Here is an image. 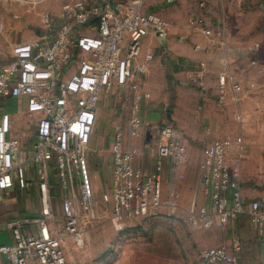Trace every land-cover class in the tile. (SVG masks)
I'll return each instance as SVG.
<instances>
[{
    "label": "built area",
    "instance_id": "built-area-1",
    "mask_svg": "<svg viewBox=\"0 0 264 264\" xmlns=\"http://www.w3.org/2000/svg\"><path fill=\"white\" fill-rule=\"evenodd\" d=\"M62 9L63 21L46 13L47 36L0 69V97L24 98L27 112L38 116L36 142L25 158L19 157V144L10 137L11 115L0 116V197L14 188H27L26 164L33 163L42 212L33 232L25 231L21 219L7 223L14 239L13 244L0 245V260L7 264H69L61 239L50 229L54 184L62 192L64 232L78 249L85 248L88 231L81 225L76 201L78 196L83 218L94 219L97 204L86 153L101 105L115 88L132 93L128 139L153 146L157 164L152 172L147 171L140 164L138 148L125 145L120 137L114 139L110 180L114 218L132 221L156 213L165 164L174 150L173 126L156 127L141 116L143 104L152 98L143 79L155 57L144 54L143 42L162 31L165 21L146 12L144 0H75L64 2ZM204 68L201 64L193 75L201 77ZM229 90L239 94L242 88L226 74L219 80L221 103ZM246 158L243 137L214 139L203 149L199 171L206 204L199 206L198 218L203 229H221L244 215L264 229V197L247 204L242 196L241 167ZM234 250L239 246L212 247L203 251L202 258L209 263L236 264Z\"/></svg>",
    "mask_w": 264,
    "mask_h": 264
},
{
    "label": "rangeland",
    "instance_id": "rangeland-1",
    "mask_svg": "<svg viewBox=\"0 0 264 264\" xmlns=\"http://www.w3.org/2000/svg\"><path fill=\"white\" fill-rule=\"evenodd\" d=\"M65 1L0 0V66L41 41L45 14L50 10L59 13ZM144 6L165 21V28L149 40L156 49L147 72V77L152 78V87H147V80L145 84L152 103L144 107L142 116L156 127L171 125L176 132L173 154L166 162L160 206L147 218L127 221L112 216L111 145L116 137L131 145L128 123L132 115L131 101L112 92L101 105L96 131L86 153L97 206L94 219H85L77 196V212L88 233L82 250L72 239L73 251L79 258L75 263L135 264L143 252L188 256L202 255L204 250L212 248L205 234L207 230L198 220L199 206L206 204L199 171L203 146L210 136L205 130L206 112L215 104H222L221 114L230 125L232 138L243 137L248 143L255 139L257 128L254 124L244 127L246 114L242 106L247 101L254 108L264 110V0L243 3L238 0H144ZM178 42L197 51L214 50L217 61L212 65L199 63V67L205 65L201 77L194 76V71L180 72L178 63L169 54V46ZM226 74L234 78L242 91L238 95L228 91L221 103L219 80ZM5 110L11 111V108ZM150 112L158 115L150 116ZM25 129L31 134L35 132L30 122L21 133ZM204 131L207 138L201 139L198 135ZM138 145L142 167L152 172L157 164L153 146L142 141ZM52 175L55 181V173ZM74 182L78 195L77 176ZM58 205L56 201L52 223L56 234L67 235L57 223ZM33 219L30 216L23 219L26 232L36 231Z\"/></svg>",
    "mask_w": 264,
    "mask_h": 264
},
{
    "label": "crops",
    "instance_id": "crops-1",
    "mask_svg": "<svg viewBox=\"0 0 264 264\" xmlns=\"http://www.w3.org/2000/svg\"><path fill=\"white\" fill-rule=\"evenodd\" d=\"M75 1V0H66ZM255 1V0H252ZM55 4V3H54ZM53 7V4L51 5ZM54 10H58L57 7H53ZM145 8V6H144ZM146 12L147 11L145 8ZM52 17L56 21H63L64 12L61 7L59 13L50 10ZM43 38L47 36L48 29L43 26ZM41 36V34H39ZM154 35H149L145 38L143 42L144 54L155 52V48L150 43V38ZM154 39V38H153ZM154 42V41H153ZM178 45L169 46V54L171 55L172 61H176L179 65L180 72L195 71L199 67V63H206L212 65L217 61L216 52L214 50L197 51L192 46H187L184 42H178ZM155 49V50H154ZM154 51V52H153ZM155 56V54H154ZM15 57L6 62V64L12 62ZM4 64V65H6ZM1 65L0 69L4 66ZM149 69V65H148ZM148 72V70H147ZM147 73L144 76L143 83L144 87L147 80V87L151 88L152 78L147 77ZM236 82V81H235ZM146 88V87H145ZM117 89V90H116ZM116 90V91H115ZM114 93L116 95L120 94L121 99L126 98L131 101L132 93L126 88H115ZM232 94V90H229ZM236 94V93H235ZM240 94V93H239ZM238 95V94H236ZM250 101V100H249ZM104 103V101H103ZM152 101L145 102L142 107V112L144 107H149ZM15 106V107H14ZM218 106V107H217ZM222 104H215L214 108L207 110L206 112V123L205 130L210 133L208 141L204 144L203 149L214 139L232 138L231 132L229 131L230 125L227 120L222 116ZM220 107V108H219ZM11 108V111L5 109ZM244 113L246 114V122H244V127L254 124L256 126L255 139L249 140L248 143L245 142L247 148V158L244 160L241 167V190L242 196L247 204L251 201L260 199L264 197V110L254 108L252 102L249 104L247 101L242 106ZM3 113H9L12 119V131L10 137L16 140L19 144L20 153L19 157L25 158L31 154L34 143L37 137V115H30L26 109V99H12L0 97V116ZM150 116L158 115L157 113L150 112ZM144 116V115H143ZM147 119L146 117H143ZM149 120V119H147ZM30 122V126L35 128V132L26 131L21 133L23 127H26V123ZM206 131L200 133L198 137L201 139L207 138ZM234 139V138H232ZM141 140L131 141L132 147L139 149L138 143ZM203 152V150H202ZM236 153V150L234 151ZM202 157V153H201ZM140 164L142 166V159H140ZM167 167V165L165 164ZM113 168V167H112ZM26 171L29 178L28 186L25 190H20L14 188L7 192H4L0 197V245L1 244H13L14 239L12 237L11 231L7 228V223L11 220L21 219L30 216L33 217V221L39 220L41 218V208L39 203V191L35 174V165L33 163L26 164ZM111 180V179H110ZM52 189V212L54 211V205L56 201L60 203L58 205V215L60 219L57 221L60 227L64 226V217L61 212V199L62 192L57 184H54ZM51 234L61 239L62 247L66 255V259L69 264H74L79 258L77 254L73 251V241L68 235L61 234L60 236L56 234L54 223L52 219L50 222ZM206 236L209 238L210 242L213 244L211 247L220 246H239V250H234V254L237 258L236 264H264V229L254 226L248 215H244L237 222H232L225 227L218 229L213 228L206 231ZM184 257H188L185 258ZM190 260L191 262L186 263L184 261ZM7 264L4 259L0 260V264ZM135 264H215L209 263L203 260L202 255L199 253H193L187 255H166L160 253L143 252L137 256Z\"/></svg>",
    "mask_w": 264,
    "mask_h": 264
},
{
    "label": "bare ground",
    "instance_id": "bare-ground-1",
    "mask_svg": "<svg viewBox=\"0 0 264 264\" xmlns=\"http://www.w3.org/2000/svg\"><path fill=\"white\" fill-rule=\"evenodd\" d=\"M21 52V51H20Z\"/></svg>",
    "mask_w": 264,
    "mask_h": 264
}]
</instances>
